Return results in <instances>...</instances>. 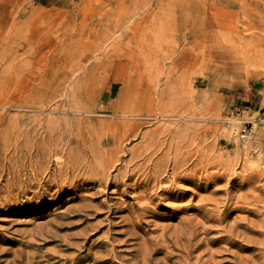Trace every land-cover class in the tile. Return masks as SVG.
Here are the masks:
<instances>
[{"label":"rangeland","instance_id":"374dc122","mask_svg":"<svg viewBox=\"0 0 264 264\" xmlns=\"http://www.w3.org/2000/svg\"><path fill=\"white\" fill-rule=\"evenodd\" d=\"M29 96L43 106H23ZM21 117L28 124L54 121L62 132L54 146L102 143L119 150L112 182L37 183L30 176L34 160L12 155L13 146H37V136L21 133ZM17 118L18 132L7 134ZM126 123L129 135L116 142ZM246 126L253 130L242 137ZM0 146H11L6 164L16 167L9 173L0 164V264H111L100 262L111 256L133 264L150 247L160 249L149 255L150 264H239L237 255L253 253L262 262L264 0H0ZM187 146L189 174L201 185L179 179L177 186L192 188L178 200L166 199L174 204L157 207V215L141 214L133 236L129 217L141 212L134 208L140 189L123 192L114 176L135 166L129 161L134 154L144 176ZM62 154L43 167L56 169ZM20 164L29 173L17 175ZM3 177L17 179L19 188ZM227 201L228 216L216 220ZM252 203L259 208L254 213L247 208ZM187 218L206 225L196 238L201 246L186 254L157 244ZM234 224L260 229L249 232L258 245L240 248L248 242L236 234L239 243L228 242L226 228Z\"/></svg>","mask_w":264,"mask_h":264},{"label":"bare ground","instance_id":"6f19581e","mask_svg":"<svg viewBox=\"0 0 264 264\" xmlns=\"http://www.w3.org/2000/svg\"><path fill=\"white\" fill-rule=\"evenodd\" d=\"M21 104L23 106L28 105V107H36V108H41L43 106V103H41L39 100L36 101L32 96L23 98ZM23 118L24 117H21V119H19V121H18V118L13 120V122H11L7 128L8 129L7 134L17 133L18 130L20 129L21 133L28 130L29 131L28 135L33 134V135L37 136L36 137V145L37 146H26L28 148L27 150H25L26 149V148H24L25 146L24 147L23 146H21V147L13 146L14 152L12 154V155L16 154L24 160H26V159L31 160V161L34 160L35 165H33L34 164L33 162H30V165H31L30 176L32 175L33 177H35L36 181H37V179L40 181V182L38 181L37 183H41L42 180H44V181L46 180V181H52V182L55 181L57 184H61V185L63 183H66L70 186H72L73 184H74L73 186H75L77 184L86 183L89 181L91 182L92 180H94V182H96V183L99 182L100 184H104V183L109 184L110 182H112V181H110L109 170L112 166H114V162L116 160L120 159L119 158L120 157L119 156L120 155L119 150H115L113 148H103L101 146L102 143L100 145L98 143L96 146H61V147L54 146L55 144L58 145V139L62 138V132L56 131L57 127L54 125L55 124L54 121H42V120H40V121H37L35 124H28L26 121H23ZM17 121H18V125L20 124L19 129H18L17 124H16ZM120 131H121L120 134L122 135V137L120 135H119L120 138L116 137V142L119 140L121 141L125 135H129L128 133H130V129L127 126V123L123 125V128L120 129ZM42 133L46 134L47 140L45 142H42V140H41V134ZM135 133L137 134L136 131H135ZM70 140L75 141L73 138H70ZM107 140L109 142V140H111V139L108 138ZM10 147L11 146H0V164L4 161L5 168L7 167L9 170L7 172L15 173L16 167L14 165H12L10 161L8 164H6L7 162H6L5 154H6V151L10 149ZM1 148H2V150H1ZM58 152H61V153L63 152V154L61 156H57L55 158L56 163L60 164V165H58V167H56V169H54L53 171H51V169H48L47 166L43 167V165L45 164V162L43 163V161L47 160V161L52 162L54 160L52 157L55 154H57ZM137 158H138V155L134 154L129 159V161L134 162L135 166H133L132 168L131 167L128 168V164L125 165L124 171L116 174V176H114V178H113V183H115L119 187L122 186L123 192L127 193V192H129V190H132V189L133 190L140 189V191H139L140 193L138 194V197L141 198V202L139 201V204L136 205L134 208L136 209V211L140 210L141 212L138 213V215L133 214L129 217L130 224L132 225L131 228H133L130 230V227H129V230L131 231V234L135 237L139 235V233L137 234V231H135V230L141 228V224H142V220H143L142 218L144 215H148L149 213H151L153 215H157V213L155 212L157 207H161L165 204L169 205V204H171V202H172V204H174L173 201H171L170 203H169V201L166 202V199L178 200V199L182 198V196L184 195V192L186 193L187 190L192 188V187H188V188H186V190H184L180 186H177L176 184H177L179 179L195 183L196 186L201 185V183H196L194 181L195 180L194 175L189 174V168H190V164H191L192 159H191V153L189 151L188 146L186 147L184 152H182L181 154H178V155L174 156L173 158L169 157V159H170V160L168 159L169 163L168 162H166V164L163 163L162 167L158 166L156 168V170H154V172L152 171L151 173H147L144 176H141V174L138 176V171L142 167L143 162L140 163V162H138V160L136 161ZM48 166H49V164H48ZM19 169L20 170L17 171V175H19V176H21L24 171H26V172L29 171L27 168L26 169L24 168V164L21 165L19 167ZM136 174H137V176L135 177ZM1 175L2 174H0V181H1ZM171 177H173V178L171 179ZM202 177H204V176H202ZM4 179L7 180V178H4ZM13 179L12 180L8 179L5 185L12 184V186H14L15 189L19 188V184L16 181L17 179H14V180ZM67 179H69V180H67ZM30 180H31V178H30ZM65 180H67V181H65ZM164 180H169L172 182L166 186H161L160 182H162ZM26 181H28V180H26ZM80 181H81V183H80ZM29 182L30 181H28L27 184H30ZM23 184H24V182H23ZM50 184H51V182H50ZM25 185H26V183L24 184V187H26ZM30 185H32V184H30ZM251 186L253 187V185H251ZM185 187H187V186H184V188ZM9 189H10V187H9ZM21 189H20V191H21ZM32 189L33 188H31V190ZM44 189H45V191H47L50 188L46 187ZM4 191H5V189H4ZM7 192H9V191H7ZM17 192H19V191H17ZM12 193H13V191H12ZM5 194H6V192H5ZM8 195L10 196V194H8ZM8 195H7V197H8ZM2 196H4V195H2ZM250 198L256 202L261 201V198L257 195H254V194H252L250 196ZM0 199H3V198H0ZM155 200H158V201L154 204ZM4 202L6 203V201H4ZM104 202H106V201H104ZM231 204H232V202L231 203L229 201L226 202L225 208H223V211L219 213V216H218V218H216V220L220 221V220L225 219L228 216L229 209L231 208L230 207ZM114 206H115V203L113 204V206L112 205L109 206V211H111V212L117 211L113 208ZM235 207H238L241 209L244 206H242V204L237 203V205ZM87 208H88L87 210H90V204L87 205ZM177 208H180V207H177ZM247 208H248V211H250L251 213H254L255 211H257L259 209L255 205V203H252V205H250V206L247 205ZM82 209H84V208H82ZM136 211H134V212H136ZM141 214H143V216H141ZM122 219L124 220V218H122ZM184 219H186V218H184ZM184 219L182 221L179 220L180 221L179 222V228H175V230L172 233L169 234V233H166V231H165V233L163 232L164 234L161 235L163 240L157 241V244L164 245L163 247H166V248H168V246L178 247L179 250L185 252L186 254H188L192 248H194L196 246H201L202 244H200L201 243L200 238H198L196 240V238L198 236H200L199 233L202 230L201 229L202 227L200 228V225H201L200 222L196 221L193 218H187V220H184ZM201 226L205 227L206 225H201ZM260 226L264 227V218L260 219ZM246 227L243 231L237 228V224L235 226L227 227L226 232H228V236H229L228 242H230L232 244L239 243V240H237L235 237L232 236V235L236 234L237 236H241L243 239L245 238L248 242L246 244H240V246H239L240 248H250V247H255L256 245H258V241L253 239V237L249 235V232L250 231L259 232L260 229H254L251 226H246ZM205 229L207 230V227ZM167 230H168V228H167ZM235 230L237 232H235ZM203 233H204V229H203ZM216 236H219V237L214 238V240L208 239L209 242L210 243L216 242L217 240L223 238V236L227 237V234L225 233L224 235L221 234V235H216ZM203 240H205V243H206V241H208V240H206V238H204ZM249 242H251V244H249ZM259 242L264 243V240L262 239ZM141 248H143V247H141ZM194 249H196V248H194ZM154 251H160V249L150 247V249L145 250L144 253L141 251L142 254L141 253L136 254L137 255L135 257L136 261L133 264H150V262L153 260L150 261L149 255H152V253ZM168 251H169V249H168ZM135 252L137 253V251H135ZM236 252L237 251H235L234 253L236 254ZM17 254H19V253H17ZM18 256H16V257L18 258ZM212 256H215V255H212ZM238 256L239 255H237V258L239 259V262L241 264H264V260L262 262H256L254 260V253L252 255H249V256L248 255H246V256L241 255L240 256L241 258ZM20 257L21 256H19V258ZM101 257H102V255H101ZM111 257H106L105 259L101 260L100 262H109L111 264H118V262L111 259ZM207 257H209V256H207ZM210 258H211V256H210ZM187 259H186V261H187ZM180 260L182 261V259H180ZM216 260H214V261H216ZM196 261H197V259H196ZM181 263H183V262H181ZM191 263H192V261H191ZM205 263H206V260H205ZM192 264H194V260H193ZM213 264H216V263L214 262Z\"/></svg>","mask_w":264,"mask_h":264},{"label":"built area","instance_id":"2783aa9c","mask_svg":"<svg viewBox=\"0 0 264 264\" xmlns=\"http://www.w3.org/2000/svg\"><path fill=\"white\" fill-rule=\"evenodd\" d=\"M253 130V126L249 127V126H246L244 129H243V133H242V137H246L247 134H249L251 131Z\"/></svg>","mask_w":264,"mask_h":264},{"label":"crops","instance_id":"0c3cea01","mask_svg":"<svg viewBox=\"0 0 264 264\" xmlns=\"http://www.w3.org/2000/svg\"><path fill=\"white\" fill-rule=\"evenodd\" d=\"M261 91H262L261 89H258V93H262ZM260 95H261V98H263V94H260Z\"/></svg>","mask_w":264,"mask_h":264}]
</instances>
